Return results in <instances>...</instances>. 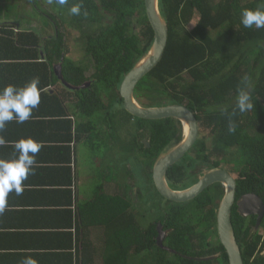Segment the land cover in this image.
I'll return each mask as SVG.
<instances>
[{
  "label": "trees",
  "instance_id": "1",
  "mask_svg": "<svg viewBox=\"0 0 264 264\" xmlns=\"http://www.w3.org/2000/svg\"><path fill=\"white\" fill-rule=\"evenodd\" d=\"M81 2V14L71 15V6ZM262 3L264 0H160L169 27L168 46L159 65L139 83L136 94L158 98L156 105L168 100L169 105L190 109L200 124L203 144L198 149L204 161L215 167L221 163L232 166L238 173V198L255 194L264 201V27L246 28L241 23L243 10L264 11ZM54 5L62 9L59 26L56 24L51 36L28 34V59L38 60L39 49L43 51L48 85L50 72L59 63L71 85L91 81L89 87L76 91L81 115L90 120L86 123L89 138L99 136L98 129L93 132L98 122L106 125L110 137L120 140L116 120L125 115L128 120L134 118L123 107L122 81L148 53L155 37L145 0H67L63 6ZM74 33H79L84 59L93 63L90 76L89 66L68 57ZM241 91L249 94L253 105L244 112L237 107ZM135 120L153 123L154 138L170 136L171 127L165 124L172 123L171 119ZM230 124L235 131H229ZM152 167L153 163L149 165L153 182ZM186 172L179 164L168 176L179 183ZM223 195V190H206L185 203L159 195L176 206L169 208L162 203L157 210L144 205L143 212L137 213L131 208L130 197H109L98 187L89 207L91 223L105 227L103 264H137L135 259L141 254L146 261L140 264H229L225 248L219 240L218 245L212 240L218 237L217 208ZM232 216L245 264H264V218L256 233L250 225H255V215L243 217L235 206ZM158 223L172 229L162 246L157 239ZM86 252L83 264H94L88 247L84 255ZM218 252L220 258L201 260Z\"/></svg>",
  "mask_w": 264,
  "mask_h": 264
},
{
  "label": "crops",
  "instance_id": "2",
  "mask_svg": "<svg viewBox=\"0 0 264 264\" xmlns=\"http://www.w3.org/2000/svg\"><path fill=\"white\" fill-rule=\"evenodd\" d=\"M34 32L27 0H0V89L23 87L34 77L40 82V103L31 117L10 121L0 131L5 141L0 159L13 158L14 143L21 139L41 145L23 193H9L0 211V264H21L29 256L38 264H83L87 247L94 264H103L105 227L91 223L89 203L98 187L109 197H123V144L115 143L114 153L112 136L98 122L99 136L90 140V120L81 115L78 90L68 88L55 67L48 85L42 50L38 60L28 59V34ZM111 161H116L115 172Z\"/></svg>",
  "mask_w": 264,
  "mask_h": 264
},
{
  "label": "water",
  "instance_id": "3",
  "mask_svg": "<svg viewBox=\"0 0 264 264\" xmlns=\"http://www.w3.org/2000/svg\"><path fill=\"white\" fill-rule=\"evenodd\" d=\"M145 9L148 20L154 31V42L148 53L134 66L125 76L120 87L125 110L136 118L144 120L175 119L184 124L187 133L180 142L170 146L160 154L153 169L154 184L160 195L176 203H185L202 195L208 188L215 184H221L225 188L224 196L221 197L217 208V231L218 239L225 248L229 257V264H245L242 251L237 240L232 222L234 206L243 217H257V232L264 218V201L255 194L243 195L237 200V182L223 169L205 171L198 183L194 186L175 190L168 184L167 173L171 167L179 162L194 146L199 136V124L194 113L183 105H167L146 108L135 99V91L139 83L153 71L162 61L169 39V27L166 18L161 12L160 0H145ZM62 64L55 66L59 79L70 89L80 90L89 87L91 81L81 86H73L68 83L62 73ZM163 239L159 241L162 246ZM217 255L209 256L201 260H214Z\"/></svg>",
  "mask_w": 264,
  "mask_h": 264
},
{
  "label": "flooded vegetation",
  "instance_id": "4",
  "mask_svg": "<svg viewBox=\"0 0 264 264\" xmlns=\"http://www.w3.org/2000/svg\"><path fill=\"white\" fill-rule=\"evenodd\" d=\"M136 90H137V88H136ZM135 99L140 105H142L143 107H146V108L169 105L168 102L165 100L163 101V103H161V105H156L155 102L158 98H155V97L152 99H148L145 97H141V98L137 97L136 91H135ZM172 105H175V104H172ZM125 116L129 118V116H127V115H125ZM131 116H133V115H131ZM94 119H97V117L96 118L94 117ZM135 119H136V117L132 118L133 123H129V126H132V127H128V129L131 130V137L128 138V141L123 137V131L121 129H120V132H121L120 133V136H121L120 140H116L115 138L114 139L111 138L112 139L111 148L114 150V153L116 151L114 148L115 143H119V144L124 143L122 145V146H124V149H122L123 150L122 155H125L126 160H123V164L124 163L126 164L125 167H126V171L128 173V177L126 178L127 182L125 184L123 183L124 184L123 194L132 199L131 208L135 209L137 213L143 212L142 208L144 205L152 206V207L156 208L157 210L161 209L159 207L162 203L166 206L169 205V208L171 206L175 207L176 205H173L172 203L168 204L166 201H164L160 198L161 195L158 192V190L154 184L153 169H154V165H155L157 159L159 158L160 154L164 151V149H166L170 146H173V144H175V143H177V144L180 143L186 137V133H187L186 128H185L184 124L181 123L180 121L175 120V119H171L173 121L172 123L165 124V126L171 127L170 136L165 137V138H154V134L152 132V130L154 128V124L151 122H142L141 123ZM196 119H197V117H196ZM197 121H198V119H197ZM198 124H199V122H198ZM97 129H99V128H96L93 131L95 134L98 132ZM201 133L202 132L200 131V124H199V136H198L196 143L191 148V150L179 162H177L175 164L176 166H178L179 164H183V166L187 168V172L185 173V176L183 175L182 177L179 178V180H180L179 183H174L171 181V179H169V176H168L169 171H168L167 180H168L169 186H171L175 190L188 189V188L194 186L196 183H198L199 179L203 176L205 171H209V170L219 168V169H223V170L227 171L236 180L237 191H238V173L232 168V166H230L228 164H224V163L223 164L221 163L220 167L219 166L215 167L214 165H209L208 162H205L204 159L202 158V156L199 154L198 145L200 143L203 144ZM94 136L92 137V140H94L95 138L96 139L98 138V137H94ZM128 136H130V135H128ZM152 163H153V167H152L153 182L151 181V176H150V171H149V165ZM113 165H114L113 171L115 172L116 171V168H115L116 163H113ZM135 165H137L139 167V175L138 176L134 173L133 167ZM130 180L131 181L133 180L134 182H130ZM213 190H216V191H218V190L222 191L223 190V193L225 192V188L221 184H215V185L211 186L210 188L207 189V192L213 191ZM146 198H148V201H145ZM240 198H241V196L239 198L237 197V200H239ZM234 208H235V206H234ZM234 208H233V211H234ZM236 208H237V206H236ZM237 211H238V208H237ZM250 225L253 226V229L255 230L256 225H257V217H256L255 225H253V224H250ZM157 229L159 232V235L157 237L158 244H159L160 238H161V240L163 239V241H164L168 237V235L171 233L172 229H169V228L165 229L164 226L160 223H158ZM212 240H213L214 244L216 243L215 245H218L217 244V242L219 240L218 237H213ZM215 255H217L218 258H220L222 254L220 252H218V253H212L209 256H215Z\"/></svg>",
  "mask_w": 264,
  "mask_h": 264
},
{
  "label": "clouds",
  "instance_id": "5",
  "mask_svg": "<svg viewBox=\"0 0 264 264\" xmlns=\"http://www.w3.org/2000/svg\"><path fill=\"white\" fill-rule=\"evenodd\" d=\"M58 5H65L67 0H49ZM264 6V3H262ZM83 4L76 3L71 6V15H80ZM86 14V13H85ZM241 23L246 28L255 26L264 27V11L245 9L241 13ZM39 78L34 77L23 87L7 85L0 89V131L10 121L18 123L27 121L40 103ZM237 107L240 112L250 110L253 105L250 96L246 91H241L237 97ZM229 131H235L234 125L229 126ZM5 143L0 136V144ZM40 143L32 138L21 139L14 143V155L11 159H0V211L7 203L9 193L15 192L17 196L24 190V181L34 174L36 154L40 150ZM247 195V194H245ZM242 197V196H241ZM21 264H38L32 257H25Z\"/></svg>",
  "mask_w": 264,
  "mask_h": 264
},
{
  "label": "rangeland",
  "instance_id": "6",
  "mask_svg": "<svg viewBox=\"0 0 264 264\" xmlns=\"http://www.w3.org/2000/svg\"><path fill=\"white\" fill-rule=\"evenodd\" d=\"M28 1V26L34 28L36 31L40 32V34L48 35L50 33V36L54 33V28H56V24L59 26V18L61 17V10L60 8H57L56 5H54L53 2H47V0H27ZM55 18L50 19L49 17ZM196 21H194L190 26L192 28ZM66 26H69V24H66ZM66 30H70V27H66ZM79 33H74L72 40H69V55L72 60L76 62H83L85 65L89 66L92 70L88 73V76H90L93 73V63L89 61V59H84L83 49L80 46V38ZM79 39V40H78ZM106 100V98H104ZM122 109V107H120ZM123 110V109H122ZM102 115V114H101ZM124 118H126V121L128 123H133L132 120H128V117H119L116 120V125L121 128L123 131V137L128 141V123L126 124ZM124 144V143H123ZM124 149V146H123ZM120 160H126L125 155H122ZM126 162V161H125ZM112 163H116V161H111ZM89 164V163H88ZM125 163L123 165L124 171H123V183L125 184L127 182L128 173L126 171ZM89 166V165H87ZM128 166V165H127ZM134 173L138 176L139 175V167L135 165L133 167ZM89 170V167H88ZM127 173V174H126ZM130 182H134L133 180ZM150 218H154L151 215ZM254 232V229H252ZM257 233V232H256ZM262 234H264V229L261 231ZM209 257V256H208ZM211 257V256H210ZM146 256L145 254H141L139 257L135 259L137 264L144 263Z\"/></svg>",
  "mask_w": 264,
  "mask_h": 264
},
{
  "label": "bare ground",
  "instance_id": "7",
  "mask_svg": "<svg viewBox=\"0 0 264 264\" xmlns=\"http://www.w3.org/2000/svg\"><path fill=\"white\" fill-rule=\"evenodd\" d=\"M151 76V75H150ZM146 78V77H145ZM148 78V77H147ZM154 79V78H153ZM141 87V86H140ZM140 93V92H139ZM137 95V94H136ZM168 101V100H167ZM186 132H187V130H186ZM235 155V154H234ZM169 242V241H168ZM191 247V246H190Z\"/></svg>",
  "mask_w": 264,
  "mask_h": 264
}]
</instances>
